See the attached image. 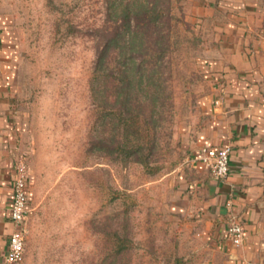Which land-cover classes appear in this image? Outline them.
I'll use <instances>...</instances> for the list:
<instances>
[{"label":"rangeland","instance_id":"obj_1","mask_svg":"<svg viewBox=\"0 0 264 264\" xmlns=\"http://www.w3.org/2000/svg\"><path fill=\"white\" fill-rule=\"evenodd\" d=\"M0 1L18 28L16 95L27 113L22 151L32 176L17 264H203L180 247V193L191 174L185 127L200 52L183 1H169L164 105L161 88L137 85L133 124L116 121L126 146L111 152L103 148L113 133L103 94L90 90L92 81L98 85V51L114 28L106 0Z\"/></svg>","mask_w":264,"mask_h":264},{"label":"crops","instance_id":"obj_2","mask_svg":"<svg viewBox=\"0 0 264 264\" xmlns=\"http://www.w3.org/2000/svg\"><path fill=\"white\" fill-rule=\"evenodd\" d=\"M200 39L195 109L185 127L191 166L181 243L203 264H264V0H182ZM20 40L14 15L0 1V264L5 260L14 178L27 113L18 102ZM230 145V170L220 179L200 160L204 146ZM29 200L32 176L29 175ZM235 214L244 238L233 245L226 219Z\"/></svg>","mask_w":264,"mask_h":264},{"label":"trees","instance_id":"obj_3","mask_svg":"<svg viewBox=\"0 0 264 264\" xmlns=\"http://www.w3.org/2000/svg\"><path fill=\"white\" fill-rule=\"evenodd\" d=\"M170 0H106L108 17L113 21L114 28L105 38L104 45L98 51L90 90L92 95L103 94L102 108L104 115L110 116L105 124H110L113 133L110 143L103 148L111 152L123 150L126 145L120 137V124L130 127L133 124V113L140 104L132 92L137 85L144 83L149 89L150 84L162 89L160 103L164 105V85L162 74L166 67L170 38ZM162 2V3H160ZM161 4V6H159ZM118 65H112V61ZM113 80V91L108 97L106 83ZM102 80V88L99 82ZM151 89V94L155 92ZM156 104V99L152 102ZM119 123L116 125V121Z\"/></svg>","mask_w":264,"mask_h":264},{"label":"built area","instance_id":"obj_4","mask_svg":"<svg viewBox=\"0 0 264 264\" xmlns=\"http://www.w3.org/2000/svg\"><path fill=\"white\" fill-rule=\"evenodd\" d=\"M200 160L211 170L215 177L225 178L230 170V145L220 147L204 146L201 148ZM14 178L12 182V200L9 219L13 229L8 237L5 260L17 264L23 258L26 222L29 214V166L26 154L20 150L14 157ZM227 236L233 245H238L244 238L243 223L237 215L229 214L226 219Z\"/></svg>","mask_w":264,"mask_h":264}]
</instances>
